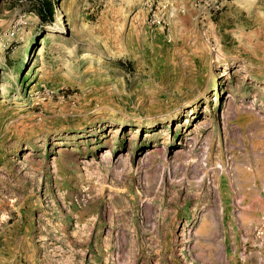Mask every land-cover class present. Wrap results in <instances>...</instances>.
Segmentation results:
<instances>
[{"label": "rangeland", "instance_id": "obj_1", "mask_svg": "<svg viewBox=\"0 0 264 264\" xmlns=\"http://www.w3.org/2000/svg\"><path fill=\"white\" fill-rule=\"evenodd\" d=\"M0 255L264 264V0H0Z\"/></svg>", "mask_w": 264, "mask_h": 264}, {"label": "trees", "instance_id": "obj_2", "mask_svg": "<svg viewBox=\"0 0 264 264\" xmlns=\"http://www.w3.org/2000/svg\"><path fill=\"white\" fill-rule=\"evenodd\" d=\"M46 7V12L48 13L49 16H51L53 14V9H52V5L50 4V2L46 3L45 5Z\"/></svg>", "mask_w": 264, "mask_h": 264}, {"label": "bare ground", "instance_id": "obj_3", "mask_svg": "<svg viewBox=\"0 0 264 264\" xmlns=\"http://www.w3.org/2000/svg\"><path fill=\"white\" fill-rule=\"evenodd\" d=\"M65 26V22L62 18L59 19L58 23H57V28L58 27H64ZM110 131L115 132V130L111 129ZM255 190V189H254ZM260 193H258L257 195H259ZM257 197V196H256Z\"/></svg>", "mask_w": 264, "mask_h": 264}, {"label": "crops", "instance_id": "obj_4", "mask_svg": "<svg viewBox=\"0 0 264 264\" xmlns=\"http://www.w3.org/2000/svg\"><path fill=\"white\" fill-rule=\"evenodd\" d=\"M3 256L0 255V262H5L7 259H1Z\"/></svg>", "mask_w": 264, "mask_h": 264}]
</instances>
